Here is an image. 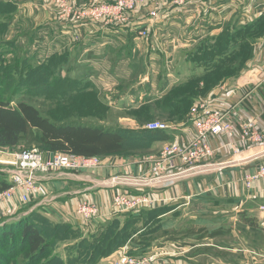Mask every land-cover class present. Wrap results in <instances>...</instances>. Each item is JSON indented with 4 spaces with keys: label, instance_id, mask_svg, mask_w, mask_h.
Returning a JSON list of instances; mask_svg holds the SVG:
<instances>
[{
    "label": "rangeland",
    "instance_id": "obj_1",
    "mask_svg": "<svg viewBox=\"0 0 264 264\" xmlns=\"http://www.w3.org/2000/svg\"><path fill=\"white\" fill-rule=\"evenodd\" d=\"M19 1L15 3H4L2 1L1 3L5 6L0 9L2 11L0 13V85H2L0 91L9 97L12 91L18 87L17 82L21 81L22 88L18 93L16 92L17 90L13 92L11 105H14L18 101L30 102L44 117L49 118L52 122H78L84 125L91 124L104 126L105 128L121 127L124 129L130 127L121 120L124 117H130L132 120H135L140 127L152 122L163 124L178 123L181 118L180 115L184 113L186 108H189V104L184 103L181 105V103H178L176 107H173L170 104L171 101L176 103V100L188 96L195 97L197 94H208V92L214 90L213 86L215 84L224 82L229 77L236 76H223L224 72H220L216 75H208L205 79L198 80V82L189 83L188 77H185L190 72L193 75L205 74L203 73L205 71L202 66L197 68L198 72L196 73L189 61L186 63L188 66L183 68V72L180 71L181 67H179L183 63V60H186L187 56L189 57V55H192L196 51L198 44L185 49L174 48L172 45L174 46L176 39L181 42L189 41L188 39L191 38L190 30L193 27L191 26V21L183 23L185 27L181 25L177 26L173 23L168 27V30H163L159 25L156 27L153 25L149 41L154 40L157 44H163L164 47L168 46V49H165L162 53L156 49L150 50L147 48V44L149 45V43L146 39L149 38V35L147 38L139 36L138 30H141L143 27L138 25L135 20H133L135 29L132 30L134 35L124 36L120 39L121 41L119 40L120 42L116 41V39H106L105 35L99 36L100 39L94 37L88 38L87 36L95 30L107 31L109 26H104V24H101L103 22L94 21L90 18H85L83 21L70 19L62 21L63 19L58 15L57 9L50 6L53 3L47 0H43L42 6L51 10L52 15L48 14L47 19L39 21L30 10L29 14L32 16H27L28 9L24 5L28 1ZM67 1L73 10H75L77 7L86 9L98 6L105 0ZM165 2L166 0H149L145 6L147 10L145 15L152 10L158 11L159 6L163 3L165 4ZM142 8L144 7H140V10ZM54 22L73 27H78V25L82 24L92 26H89L87 32L81 34L78 32L71 33V39H75L74 43L113 45L109 46L111 47L110 49L106 46L97 47L94 45V47H89L90 50H82L79 55L77 54V60L67 57L63 61L60 56H63L65 53L62 51L63 47L60 44H68L69 41L66 36H63L64 34L54 33L53 28H51L52 25L56 27ZM86 37V40L82 39ZM206 37H203V40ZM93 39L96 40L92 42L91 40ZM254 39L255 36L252 37V40L248 44H252ZM170 41L172 42L170 43ZM50 44H53L52 47ZM71 44L73 43L70 42L69 46ZM124 44H134V51L131 49L132 47L123 48ZM53 50L58 52L51 53ZM59 58H61V62H59ZM54 64L58 65L55 74L66 79H61L62 82L58 83L56 91L52 88L50 90L52 92L49 91L48 94L54 96V93L60 92L59 97L68 98L66 100L58 101L50 99L47 93L43 92L45 89L42 88L43 86H39L38 83L41 79H45L46 72L38 76H31L30 74L32 70L49 68V65L54 67ZM239 65L240 63L237 62L235 67ZM31 77L32 79H36L35 82H31ZM26 79L29 80L25 81ZM77 93L80 95H76ZM122 98H124L123 101L120 105L116 106L117 99ZM166 98H168V101ZM166 104L169 105L168 112L161 110V107ZM128 109H130V113H128ZM143 146H146V144H143ZM139 147L142 148V146ZM140 148L123 153L122 156L120 155V158L135 160L137 165L140 166L150 165L151 169V159L158 157L161 148L155 146L152 148V145L143 149ZM33 151L38 152L39 150L23 144L14 154ZM11 155L0 151V172L2 174L6 175L7 171L9 172L16 168L15 166L5 164V162L14 159ZM6 158L9 159L7 160ZM52 171L59 170H49L43 175ZM27 192L24 189H14L13 195L10 198L5 200L0 199V211L3 214V220L15 217L18 212L26 209L35 199L47 196L44 185L41 186L40 194H27ZM22 195L26 197V201L23 200ZM182 203L186 202H175L169 206L233 205L226 203L223 199H208L206 196H197L189 200V204L187 205ZM170 217H172L171 220L169 219L163 223L165 226L163 231L158 230L153 238L147 239L157 244L161 242L163 243V247L166 248H153L152 253H145L144 256L140 257V260H146L148 264H165L164 261L167 257L174 259L178 254H182V252L177 251L178 248L175 242L177 240L180 241L184 234L186 236H183L181 241L190 237V232L186 228L190 229L192 225L191 223L186 224L182 221L176 222L177 216L174 214ZM199 218L201 220L202 217ZM216 218L215 216V225L210 224V231L213 230L212 225L225 231L230 228L227 222L217 224ZM210 220H212V217H210ZM210 222L212 223V221ZM218 225L221 227H218ZM178 226H183L184 230H181L183 227ZM3 240L0 239V264H54L52 261L54 256L53 251L43 259L35 261L33 258L27 259L24 256L26 253L25 245L20 246L15 243L12 248H9L8 244ZM166 241H170L174 245L167 247L170 243L165 245ZM213 241L216 242L217 247H221L220 244H223L221 242L225 241L228 246H232L228 248L229 250H238L239 248L234 247L240 245L239 239L234 238L230 231L215 237ZM214 250L217 251L218 249ZM217 252L225 253L224 251ZM240 258L239 252L232 250L231 255L226 257L225 260L230 264H239ZM216 260L217 262L224 263L217 257ZM173 262L175 264V260ZM202 262L205 264L206 258L201 259L200 263Z\"/></svg>",
    "mask_w": 264,
    "mask_h": 264
},
{
    "label": "crops",
    "instance_id": "obj_2",
    "mask_svg": "<svg viewBox=\"0 0 264 264\" xmlns=\"http://www.w3.org/2000/svg\"><path fill=\"white\" fill-rule=\"evenodd\" d=\"M2 1L4 3L20 2L19 0H0V3ZM26 1L28 3L24 7L28 9L27 16L30 15L29 10L39 21L47 19L48 14L52 15L51 10L42 6L43 0ZM170 1L166 0L165 4L163 3L159 6L155 18H151L148 14L145 15L147 13L145 7L141 10L140 8L137 9L130 15L132 25L135 24L133 23V20H135L138 25L143 27L142 29L147 30L149 34V38L146 39L149 43L147 48L150 50L156 49L163 53L165 49H168V46L164 47L163 44H157L154 40L149 41L153 25H155L154 27L159 25L163 30H168V27L173 23L177 26L185 27L183 23L191 21V26L193 27L190 30L191 38L188 39L189 41L181 42L176 39L174 46L172 45L174 48L182 49L201 44L205 36H207L206 39L215 38L228 28L236 30L248 25L254 26L253 30H255L256 35L250 47L251 56L244 62L243 69L235 77H229L216 86L207 95L206 99L224 112H228L229 118L236 128H239L246 121H255L256 126L262 128L264 125V0H184L185 3L182 2L177 5L172 0ZM152 8L154 9L153 6ZM186 14L188 15L186 16ZM54 24L56 27L51 26L54 33L64 34L63 36L67 37L69 43H73L70 46L69 43L60 45L63 47L64 55L74 58V60H77L76 56L82 50H90L89 47H94V45L97 47L113 45L74 43L75 39H71V33L78 32L81 34L87 32L89 24L78 25L79 28L55 22ZM132 30L131 28L109 26L107 31L95 30L87 37L100 39L99 36L105 35L106 39H116V41L120 42L122 37L134 35ZM87 37L82 39L86 40ZM96 39L91 41L93 42ZM50 45L52 47L53 44ZM239 45L241 49L242 44ZM125 47H132L131 49L134 51V44H124L123 48ZM57 52L53 50L51 53ZM187 62V60H183V63L179 66L182 69H180L181 72H183L184 67L188 66ZM186 69L189 71L188 68ZM195 71L197 73L198 69H195ZM191 75L193 74L190 72L185 78H189ZM123 99H117L115 105H120ZM127 111L129 113L130 109ZM121 120L130 126L127 128L129 130L145 129V126L140 127L130 117H124ZM166 124L176 126V128L165 132L153 131L164 135L166 139L163 137V139L153 142L152 148L154 146L162 148L167 144L183 143L191 139V125L186 122V118H180L178 123ZM224 142L227 144V141ZM240 147L243 157L257 154L260 151L258 148L247 145ZM224 148L213 157L212 161H222L231 157L230 147L226 146ZM6 159L8 160L9 158ZM262 164H264V154L259 158L225 169L216 174L196 176L181 181L170 189L146 190L148 193L155 192V195L164 200L156 208L165 212L159 217L163 229L165 227L163 223L169 219L171 220L172 217L170 216L173 214L177 216L176 222L182 221L192 225L190 229L186 228L190 232V237L181 241L183 236H186L184 234L180 241L177 240L175 242L178 248L177 251L182 252V254H178L174 259L167 257L164 261L165 264H174L173 260H175V264H203L204 262L200 263L203 258H206L205 264H227L228 261L225 259L231 255L232 250L238 251L241 255L239 264H264V212L261 210V207L264 206V180L254 182L251 189H246L243 183L244 176L252 173ZM168 168L169 171H177L182 169L183 166L178 161H173L168 164ZM149 170L150 165L140 166L137 165L135 160L110 156L104 158L99 166L95 168L79 171L59 170L52 171L46 175L38 174V181L42 186H45L47 196L35 199L26 209L18 212L13 218H7L5 221L8 222L15 218L26 216L31 212H36L51 223H67L83 227L84 232L92 233L99 225L105 224L109 219L121 216V214L112 216L110 212L114 190L106 187L107 180L113 176L124 174L132 176L149 175ZM7 172L6 175L0 172V177L9 182V172ZM130 193L137 194L134 191ZM197 196H206L208 199L219 198L233 205L169 206L175 202H186L182 204L187 205L189 200ZM83 200L94 202L100 210L99 219L91 221L90 224H86L87 226H83L79 217L75 215L76 204ZM215 216L217 217V224L227 222L230 228L227 231L216 228L214 226ZM199 217H202L201 220ZM210 217H212V220H210ZM210 224H214L212 225V231L209 228ZM181 230H184V227ZM228 231L232 233L234 238L239 239L240 245L234 247L239 248L238 250H229L228 248L232 246H228L225 241L221 242L223 243L220 244L221 247H217L216 242L213 241L215 237ZM169 243L170 241H166L165 245ZM173 245L174 243H170L167 247ZM214 249L225 253L217 252ZM121 251L125 252L126 250L123 248ZM216 257L224 263L217 262ZM115 258H117V254L101 260L98 264H111V260Z\"/></svg>",
    "mask_w": 264,
    "mask_h": 264
},
{
    "label": "trees",
    "instance_id": "obj_3",
    "mask_svg": "<svg viewBox=\"0 0 264 264\" xmlns=\"http://www.w3.org/2000/svg\"><path fill=\"white\" fill-rule=\"evenodd\" d=\"M4 6L0 3V9ZM253 28V25L236 30L228 28L215 38L202 41L186 60L194 69L202 66L205 74L191 75L188 78L189 83L198 82L208 75H216L220 72H224L223 76L228 77L237 75L243 69L244 62L251 56V44L248 42L256 35ZM239 44H242L241 49ZM60 57L63 61L67 58L66 55ZM61 58L59 62L62 61ZM237 62L240 65L235 67ZM57 66L54 64V67L49 65V68L35 69L30 74L38 76L46 72L45 79H41L38 85L43 86L42 88L45 89L43 92H46L50 99L61 101L68 98L59 97L60 92L54 93V96L48 94L52 88L56 91V86L58 87V83L62 82L61 79H66L55 74ZM27 80L29 79L25 81ZM35 80L31 77L32 83ZM219 84H215L213 88ZM17 86L9 97L0 91V151L2 152L14 154L21 145L25 144L27 147H35L43 156L59 153L87 159L95 158L101 162L106 157H121L123 153L137 150L139 146H142L140 149L150 147L153 142L165 138L159 132L145 129L129 130L121 127L84 125L78 122H52L30 102L18 101L11 105L13 92L17 90L18 93L22 88L21 81L17 82ZM208 94L188 96L176 100V103L171 101L170 104L176 107L178 103L181 105L188 103L189 108L180 115L181 118H187L193 102L199 98L206 99ZM168 107L169 105L166 104L161 110L168 112ZM8 186L9 183L0 177V191ZM156 208L144 209L137 213H123L99 225L92 233L84 232L83 227L67 223H51L36 212L6 222L0 212V235H2L0 239H4L9 248L15 243L20 246L25 245L24 256L35 261L43 259L53 251L54 264H98L123 248L128 256L140 258L145 253L152 252L153 248H163V243L157 244L147 240L153 238L158 230H164L159 217L165 212ZM87 225L83 224V226Z\"/></svg>",
    "mask_w": 264,
    "mask_h": 264
},
{
    "label": "built area",
    "instance_id": "obj_4",
    "mask_svg": "<svg viewBox=\"0 0 264 264\" xmlns=\"http://www.w3.org/2000/svg\"><path fill=\"white\" fill-rule=\"evenodd\" d=\"M51 1V7L57 9L58 15L67 21H83L90 18L94 21L103 22L104 26H118L135 29L130 21V15L140 7H145L149 0H105L98 6L73 10L67 0ZM174 4H181L183 0H172ZM157 11L152 10L148 15L155 18ZM91 21V20H90ZM93 22V21H91ZM140 37L147 38V30H138ZM186 122L191 125V139L183 143L164 145L157 158L152 160V168L149 175L113 176L107 180L109 189L114 190L111 199L110 212L112 216L123 213H137L141 210L156 208L164 202L155 192L146 190H166L175 187L181 181L202 175L216 174L228 168L239 166L252 159L259 158L264 154V125L256 126L255 121H246L239 128L229 118V113L211 104L206 99H196L189 111ZM176 126L152 122L145 126L148 131H168ZM227 141V144H225ZM218 144V145H217ZM250 146L260 149L257 154L242 156L240 146ZM229 146L231 157L222 161H212L213 157ZM40 153L22 152L12 154V161L5 162L15 166L9 171V186L0 191V199L5 200L13 195L14 189H24L28 193L40 194L41 184L38 174H45L49 170L79 171L99 166L95 158L87 159L80 156L64 155L55 153L52 158ZM178 161L183 168L177 171H169L168 164ZM264 180V164L258 166L252 173L244 176L246 189H251L254 182ZM131 191L137 194L130 193ZM157 193V192H156ZM26 201L25 196H21ZM264 212V206L261 207ZM75 213L86 225L91 221L98 220L100 210L94 202L87 200L76 204ZM117 258L111 260V264H148L146 260L131 257L124 251L116 253Z\"/></svg>",
    "mask_w": 264,
    "mask_h": 264
},
{
    "label": "water",
    "instance_id": "obj_5",
    "mask_svg": "<svg viewBox=\"0 0 264 264\" xmlns=\"http://www.w3.org/2000/svg\"><path fill=\"white\" fill-rule=\"evenodd\" d=\"M49 158H50V159L52 158V154L49 155Z\"/></svg>",
    "mask_w": 264,
    "mask_h": 264
}]
</instances>
